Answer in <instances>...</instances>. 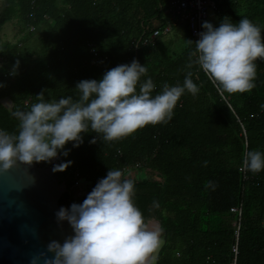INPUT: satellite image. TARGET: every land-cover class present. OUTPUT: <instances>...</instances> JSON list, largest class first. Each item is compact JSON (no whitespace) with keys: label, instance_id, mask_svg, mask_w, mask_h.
<instances>
[{"label":"trees","instance_id":"1","mask_svg":"<svg viewBox=\"0 0 264 264\" xmlns=\"http://www.w3.org/2000/svg\"><path fill=\"white\" fill-rule=\"evenodd\" d=\"M165 1L0 0V30L11 20L20 26L14 42L0 37L2 68L13 69L20 62L18 74H0V99L13 105L8 111L0 103V129L16 132L18 121L11 112L28 110L41 92L48 102L67 96L75 100L78 82L99 81L108 70L134 59L147 67L141 83L153 80V96L164 83L182 85L190 71L199 92L193 96L185 91L171 120L111 142L89 129L81 133L79 147L66 143L58 152L60 163H72L58 173L68 180L67 189L74 173L90 186L75 200L64 195L59 205L70 209L73 203L82 204L110 169H120L136 181L135 205L165 231L156 264H231L234 245V264H264V170H239L248 151L264 153V59L255 61L251 91L228 94L218 91L198 65L187 67L195 39L185 24L153 47L132 52V39L164 25L158 8ZM242 18L261 29L264 41V0H225L213 26L223 19L238 24ZM30 25L34 30H28ZM87 44L99 52L96 64H89ZM93 138L96 143H90ZM208 181L214 187H206ZM153 201L159 206L153 207ZM239 205L237 222L230 209Z\"/></svg>","mask_w":264,"mask_h":264},{"label":"clouds","instance_id":"2","mask_svg":"<svg viewBox=\"0 0 264 264\" xmlns=\"http://www.w3.org/2000/svg\"><path fill=\"white\" fill-rule=\"evenodd\" d=\"M202 27L204 31L195 41V50L189 53L187 67L198 65L221 93L251 91L255 87V61L264 59L261 29L248 18L240 19L238 24L223 19L219 27L205 21ZM19 63L15 62L10 75L18 74ZM147 71L134 59L108 70L99 81L78 82L75 100L67 96L48 102L41 92L36 96L38 102L28 110H13L17 131L0 129V177L17 162H51L68 142L79 147L83 143L81 133L89 129L101 140L111 142L149 124L165 123L172 119L185 91L193 96L199 92L189 71L182 85L164 83L162 91L153 96V80L141 83ZM62 154L67 156L68 151ZM71 163L57 164L52 171H65ZM242 163L248 171L258 173L264 170V153L248 151ZM135 183L131 174L110 169L82 204L73 203L70 209L62 207L56 213L59 221L70 224L74 235L63 244L50 242L47 251L34 257L32 264H156L163 230L135 205ZM206 187H214V182L208 181ZM152 206L159 205L153 201Z\"/></svg>","mask_w":264,"mask_h":264},{"label":"water","instance_id":"3","mask_svg":"<svg viewBox=\"0 0 264 264\" xmlns=\"http://www.w3.org/2000/svg\"><path fill=\"white\" fill-rule=\"evenodd\" d=\"M0 103L12 110L11 102L0 99ZM52 168L44 162H17L16 167L0 177V264H32L34 257L47 251L50 242L63 244L74 235L70 224L57 218L56 213L62 208L59 199L66 192L79 197L81 190H88L90 181L80 177L67 189L68 180ZM152 221L159 227L157 221ZM162 240L161 247L165 242L164 230Z\"/></svg>","mask_w":264,"mask_h":264},{"label":"built area","instance_id":"4","mask_svg":"<svg viewBox=\"0 0 264 264\" xmlns=\"http://www.w3.org/2000/svg\"><path fill=\"white\" fill-rule=\"evenodd\" d=\"M225 0H166L165 4L159 5V11L161 12V19H165V23L162 27H156L149 34H142L141 36L134 38L129 43V49L132 52H136L140 47H153L156 41L172 31L174 27H177L181 24H185L189 30L191 37L197 41L200 36L199 33L204 31L202 24L205 22L208 12L213 13L214 15L222 7ZM28 30H34V27L30 25ZM89 47V64H96L99 61V52L96 47L92 44H87ZM4 64L3 58L0 57V74L3 77H11L10 73L12 68H2ZM94 139V138H93ZM61 157L58 155L56 158L52 159L51 162H48L51 166L60 164ZM244 173L245 167L243 163L239 168ZM74 176V183L76 184L78 178L76 174ZM231 212L237 213V222L240 219L241 206L239 205L236 208L230 209ZM262 224H264V213L262 215ZM238 237V226L234 233L235 241ZM232 254L234 255L232 263L234 264V258L237 256L236 246L234 245L231 249Z\"/></svg>","mask_w":264,"mask_h":264},{"label":"rangeland","instance_id":"5","mask_svg":"<svg viewBox=\"0 0 264 264\" xmlns=\"http://www.w3.org/2000/svg\"><path fill=\"white\" fill-rule=\"evenodd\" d=\"M205 21H207L213 25L215 22V15L211 12H208ZM19 28H20V26L14 20L6 22L1 27V30H0L1 39L7 40L10 42H14L16 39V36L19 34ZM178 31H179V28H175L171 32H169L168 34H166L164 36L165 37H171V35L176 34ZM153 224L157 226L156 223L153 222Z\"/></svg>","mask_w":264,"mask_h":264},{"label":"flooded vegetation","instance_id":"6","mask_svg":"<svg viewBox=\"0 0 264 264\" xmlns=\"http://www.w3.org/2000/svg\"><path fill=\"white\" fill-rule=\"evenodd\" d=\"M48 165H50V164H48ZM48 165H47V166H48ZM86 190H87V188L81 190V191H80V196H82V195L86 192ZM64 195L67 196V197L69 196V198L72 199V200H75V199H77V198L80 197V196H79V197H74V196H72L70 193H67V192L64 193ZM64 195H62L61 198H62ZM61 198H60V199H61ZM60 199H59V201H60Z\"/></svg>","mask_w":264,"mask_h":264}]
</instances>
